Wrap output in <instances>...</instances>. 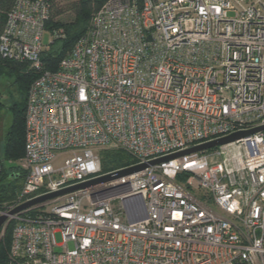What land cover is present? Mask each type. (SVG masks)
<instances>
[{"label":"built area","instance_id":"obj_1","mask_svg":"<svg viewBox=\"0 0 264 264\" xmlns=\"http://www.w3.org/2000/svg\"><path fill=\"white\" fill-rule=\"evenodd\" d=\"M51 11V0H13L0 34L1 56L37 73L24 183L0 206V242L12 232L1 264H264V129L214 159L151 163L264 126V0H107L54 70ZM103 149L134 161L103 172Z\"/></svg>","mask_w":264,"mask_h":264},{"label":"trees","instance_id":"obj_2","mask_svg":"<svg viewBox=\"0 0 264 264\" xmlns=\"http://www.w3.org/2000/svg\"><path fill=\"white\" fill-rule=\"evenodd\" d=\"M107 0H72L68 7L64 4L58 5L55 0L52 2V11L50 19L47 22V28L56 33L54 42L61 41L62 49L47 51L43 55L45 65L49 69H56L59 61L71 50L76 40L86 32L94 12H96ZM13 0H0V7L6 10L10 9ZM70 10L71 18L56 17L59 13ZM6 14L0 15V34L4 28ZM54 43V44H55ZM19 63L3 58L0 54V75L14 77L16 82H22L25 85L26 95L32 81L36 78V73H27L22 70ZM26 63V62H24ZM11 66V67H7ZM1 101V99H0ZM26 101L13 108V121L10 127L7 140L4 146L2 171L0 173V206L14 202L17 199L21 189L25 174L21 173L17 160L22 158L25 150V107ZM102 171L109 172L133 163V157L122 149H103L101 151ZM12 240L11 225L7 228L5 236L0 242V264L8 257Z\"/></svg>","mask_w":264,"mask_h":264},{"label":"rangeland","instance_id":"obj_3","mask_svg":"<svg viewBox=\"0 0 264 264\" xmlns=\"http://www.w3.org/2000/svg\"><path fill=\"white\" fill-rule=\"evenodd\" d=\"M58 5L64 4L65 7H68L69 2L72 0H55ZM63 6V5H62ZM6 10L0 7V15H5ZM72 12L70 10L59 13L56 17H64L71 18ZM52 40V36L49 31H46L44 34V44L48 45V51H53L56 49H62V42L58 41L55 44H50ZM22 67V70L27 73H36L35 70L31 68V66L27 63H19ZM7 67H11L8 66ZM8 73H3L0 75V156L3 155L4 146L7 140V136L12 125L13 121V108L17 105H21L22 101H27L26 89L25 85L21 82H16L14 77L7 76ZM37 75V73H36ZM31 85V84H30ZM26 107V105H25ZM25 117H26V109H25ZM120 150V149H119ZM99 151V154H101ZM211 159H214L213 155L215 154V150H209L207 152ZM22 158L17 160V164L20 162ZM116 205L119 206V203L115 202ZM6 232L4 233L5 236ZM58 242L62 241V237L60 234H57Z\"/></svg>","mask_w":264,"mask_h":264},{"label":"water","instance_id":"obj_4","mask_svg":"<svg viewBox=\"0 0 264 264\" xmlns=\"http://www.w3.org/2000/svg\"><path fill=\"white\" fill-rule=\"evenodd\" d=\"M262 129H264V126L257 127V128H254V129H250V130L238 131V132H235V133H233L231 135H228V136H225V137H222V138H219V139H215V140L206 142V143L198 145V146H194V147L189 148L187 150H184L182 152H179V153H176V154H172V155H169L167 157L160 158V159H157V160H153V161H151V163L155 164V163L163 162L165 160H169V159H172V158L179 157V156L187 154V153L212 149V148H215V147L220 146V145H225V144L234 142V141L239 140V139H241L243 137H246L248 135L256 133V132H258V131H260ZM146 166H147V164H142V165H137V166L125 168V169H122V170H118L116 172H112V173H109L107 175H104V176H102V177H100L98 179H95V180H92V181H89V182H85V183H82V184H79V185H76V186L61 190L59 192H55V193H51V194H48V195H44V196L38 197L36 199H33L31 201H28V202L20 205L19 207L15 208L14 210H11L9 214H15V213H17V212H19V211H21V210H23V209H25V208H27L29 206L35 205V204L40 203L42 201H45V200H47L49 198H52V197H55V196H58V195H61V194H64V193H68V192L77 190L79 188H84V187H86V186H88V185H90L92 183L98 182V181L109 180V179H112V178H115V177L129 175V174H131V173H133L135 171H138V170H140V169H142V168H144ZM6 222L8 223V216L7 215L0 216V230L4 227Z\"/></svg>","mask_w":264,"mask_h":264},{"label":"flooded vegetation","instance_id":"obj_5","mask_svg":"<svg viewBox=\"0 0 264 264\" xmlns=\"http://www.w3.org/2000/svg\"><path fill=\"white\" fill-rule=\"evenodd\" d=\"M22 174H24V173L21 171V173H20V174H18V176H20V175H22Z\"/></svg>","mask_w":264,"mask_h":264}]
</instances>
